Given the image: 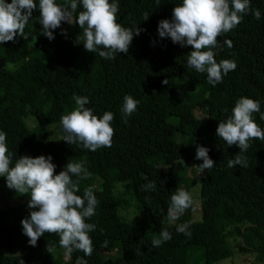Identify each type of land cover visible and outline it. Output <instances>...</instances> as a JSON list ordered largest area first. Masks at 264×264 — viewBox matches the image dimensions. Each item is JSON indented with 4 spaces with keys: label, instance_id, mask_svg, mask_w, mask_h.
Here are the masks:
<instances>
[{
    "label": "trees",
    "instance_id": "16d2710c",
    "mask_svg": "<svg viewBox=\"0 0 264 264\" xmlns=\"http://www.w3.org/2000/svg\"><path fill=\"white\" fill-rule=\"evenodd\" d=\"M36 2L38 5L39 0ZM57 2L64 4L65 0ZM116 2L117 22L142 31L134 35L128 53H118L115 59L100 57L99 48L96 53L85 50L83 30L75 23L82 4L73 14L74 23L66 21L70 29L52 30V40L42 35L37 7L25 28L31 36L25 40L17 34L14 41L0 44V131L7 134L13 166L22 156L50 155L59 174L70 160L83 162L90 175L80 181L77 195L81 197L94 179L99 180L100 187H93L98 200L95 215L86 218L96 225L89 233L93 252L85 256L74 250L68 255L70 264L80 257L88 264H118L105 258L117 250L125 264H220L236 256L232 239L242 242L243 254L264 257V141H249L251 146L244 153L247 167L229 168L227 161L240 149L228 146L216 134L220 121L232 115L241 97L259 101L264 112V0H250L251 9L260 10V19L249 11L239 25L217 38V62L230 59L237 67L216 85L208 82L206 72L188 67L191 46L182 47L158 34L159 22L171 20L174 8L183 0ZM225 40H231L233 46L229 48ZM75 95L88 97L86 107L97 116L106 111L114 114L111 147L91 151L63 140L61 117L76 107ZM126 95L139 104L124 123L121 107ZM198 111L202 117L197 116ZM28 116L38 122L37 137L26 124ZM253 119L264 129L260 113H253ZM58 123L62 137L51 140L48 129ZM197 146L208 148L215 164L207 170L199 167L196 179L188 180L186 162L197 153ZM196 162L199 166L203 160ZM151 181L155 190H144L142 186ZM198 181L202 220L194 222L181 215L176 224H168L172 194L178 187L189 191ZM121 183L125 190L116 194ZM5 185L6 177H0V188ZM129 194L149 218V226L120 217L119 212L130 206L125 198ZM29 201L0 207V264H21L22 260L24 264H65L59 252L65 249L59 245L57 233H45L36 246L29 244L21 223L33 210ZM183 223L190 224V236L177 231ZM165 227L172 238L154 248L151 241ZM48 243L58 252L49 253Z\"/></svg>",
    "mask_w": 264,
    "mask_h": 264
},
{
    "label": "clouds",
    "instance_id": "9594fccd",
    "mask_svg": "<svg viewBox=\"0 0 264 264\" xmlns=\"http://www.w3.org/2000/svg\"><path fill=\"white\" fill-rule=\"evenodd\" d=\"M159 3V0H157ZM79 4L83 11H79L75 23L83 30L82 36L85 50L97 52L105 60L115 59L118 53H128L134 35H140L139 27L133 31L117 22L119 4L114 0H65L60 4L57 0H0V44L14 41L17 34L25 40L31 36L25 28L33 11L40 10V24L42 35L49 40L54 39L52 30L60 27L62 21L73 24V14L77 12ZM251 11L256 19L261 18L259 9L252 10L250 0H183L182 4L173 10L172 19L161 20L158 24V34L161 38L170 37L173 43L182 47L191 46L193 50L187 55L189 68L197 72L207 73L210 84L222 82L223 76L236 69L234 60L223 59L219 63L215 59L214 49L218 47L217 38L231 31L239 25L243 14ZM149 18L145 13V20ZM77 43H80L77 38ZM231 48L232 41L225 40ZM164 83H168L167 80ZM76 107L61 117L63 140L69 144H80L85 149L96 151L102 147H111L114 128L111 122L114 114L110 111L102 117L94 114L93 109L86 107L89 99L86 96H73ZM139 101L131 95L124 97L121 107L123 122L137 110ZM253 113L261 112L260 102L247 96L239 98L232 110V115L225 121H220L217 136L228 146L237 145L240 152L235 158L227 161L229 168L247 167V157L244 153L251 146L249 141H264V129L253 119ZM7 134L0 131V177H6L9 189L19 194H30L28 207L33 209L30 218L21 221L23 232L29 238V244L37 245V241L45 233H57L60 237L59 245L68 255L74 250L82 251L85 256H91L93 241L89 233L96 225L87 223L86 218L95 215L98 205L93 187L84 189L83 197L80 192V181L89 178V172L83 162H70L59 174L55 173L56 165L49 156H22L15 160L9 154L6 142ZM196 159H202L199 165L202 170L211 169L215 161L209 157V149L197 146ZM73 176L77 179L74 181ZM144 190H155V182L151 181L142 186ZM147 199V198H146ZM193 197L183 188H177L171 196L167 210V223L171 224L193 205ZM38 209V210H37ZM190 224L183 223L177 231L191 235ZM171 234L167 227L160 232V237L151 241L154 248L170 240ZM104 242V247L107 246ZM54 247L48 243L47 251L52 253ZM24 264V261H21ZM76 264H88L83 257L76 260Z\"/></svg>",
    "mask_w": 264,
    "mask_h": 264
},
{
    "label": "rangeland",
    "instance_id": "374dc122",
    "mask_svg": "<svg viewBox=\"0 0 264 264\" xmlns=\"http://www.w3.org/2000/svg\"><path fill=\"white\" fill-rule=\"evenodd\" d=\"M61 28L64 30L70 29V26L66 23V21H62ZM198 117H202L201 112H196ZM26 124L28 128L33 133L34 137L38 136V122L33 116H28L26 119ZM49 135L51 140H57L62 137L61 132V124H55L53 126L49 127ZM193 158L189 159L186 162L184 175L188 180H194L200 173V169L198 166V163L196 162V154L195 152L192 153ZM92 186L99 188L100 182L98 179H94L91 183ZM187 191V188H183ZM125 190V186L121 183L116 186L115 192L116 194H123ZM191 193L193 197V205L185 210L183 216L186 218H189L193 220L194 222H199L202 220V212H201V181H198L195 183L194 186L190 188L188 191ZM125 198L129 201L130 206L126 210H121L119 212V215L121 218L125 219L126 221L130 223L138 224L142 227H147L150 225L149 218L142 214L139 209L137 208L136 201L132 197V195H125ZM30 200V194H19L14 189H9L7 185L0 188V207L4 206H17L20 204H23ZM178 220L173 222V224H176ZM232 245L234 249L236 250V256L234 259H231L229 261L220 263V264H264V257L259 254H243L240 252V248L242 247V242L240 240L232 239ZM53 252H58V248L54 246ZM62 257L64 258L65 264H70L68 259V254L65 250H60ZM105 258L110 259L113 258L118 262V264H125L122 260V254L117 250L113 253H108L105 255ZM219 264V263H218Z\"/></svg>",
    "mask_w": 264,
    "mask_h": 264
}]
</instances>
